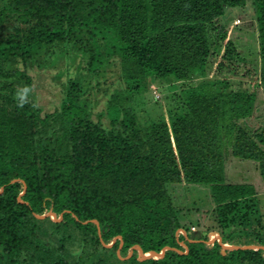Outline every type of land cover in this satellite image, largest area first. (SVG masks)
Returning a JSON list of instances; mask_svg holds the SVG:
<instances>
[{
  "label": "trees",
  "instance_id": "obj_1",
  "mask_svg": "<svg viewBox=\"0 0 264 264\" xmlns=\"http://www.w3.org/2000/svg\"><path fill=\"white\" fill-rule=\"evenodd\" d=\"M227 8L254 19L259 69L229 38ZM71 54L84 66L44 112L29 70ZM92 82L107 86L98 112ZM156 85L171 90L155 100L166 114L143 120L134 101ZM261 87L264 0H0V264H264L261 248L206 243L169 192L205 186L220 241L264 246L256 185L226 176L229 160L254 164L264 190V128L245 124ZM49 211L60 219L36 217ZM118 236L120 249L102 244ZM135 245L170 249L118 256Z\"/></svg>",
  "mask_w": 264,
  "mask_h": 264
},
{
  "label": "rangeland",
  "instance_id": "obj_2",
  "mask_svg": "<svg viewBox=\"0 0 264 264\" xmlns=\"http://www.w3.org/2000/svg\"><path fill=\"white\" fill-rule=\"evenodd\" d=\"M238 8H227L226 9V20H229L227 23V29L229 32V38L232 40H237V48L242 54L248 57L253 64L259 69L260 62L258 57V41H257V29L254 24V19L247 17L244 19V16L240 15ZM252 46V50L251 47ZM251 50V52H250ZM46 64V63H45ZM39 65L34 64L29 73L33 78V88L32 92L34 94V99L38 106L41 109L46 111H52L55 106L60 102L61 96L63 94V87L66 83L69 75L77 76L78 70L77 67L84 66L82 58H71L70 57H59L55 64L48 65ZM116 70L115 67L108 69L105 72L107 77V82H112L117 84L115 81L118 79V75L114 73ZM258 72V71H257ZM208 76L206 78H214L215 72L213 68L207 70ZM259 72L257 73V79ZM236 80H239L235 78ZM100 82L104 80L103 76L99 78ZM105 83V82H104ZM100 85L99 89L95 88V82H92L90 87L93 88V94L90 93V87L85 86L88 90V98L90 99L91 110L94 112L100 111L105 105L106 96H104L103 91L106 89V84ZM110 85V84H108ZM166 87L154 86V93H147L145 97L136 98V111L140 118L143 120H148L149 118L158 119L164 113L166 114V103L162 100L159 105L155 100L161 99L162 95L167 93L169 96L170 91ZM102 88V90H100ZM97 90V91H96ZM161 97V98H160ZM154 99V100H153ZM245 124L248 125V130L254 131L257 128H264V87L258 89L257 92V103L253 115L247 120ZM226 176L228 181L231 182H252L256 185L259 195V200L261 202V212L264 216V190L260 186V178L256 166L254 164L242 163L238 160L228 161L226 167ZM169 192L173 198L175 204L184 207L186 211L185 217H183L184 224L188 227H191V230H195L197 233L202 231L209 236V244H211L212 234L219 233L212 229L215 226L213 221L212 208L213 204L210 199L209 191L205 186H188L181 185L175 187H169ZM198 209V210H196ZM185 218L187 220H185ZM198 223V224H197ZM186 233L185 230H182ZM181 231V232H182ZM199 234V233H198ZM216 238V237H214ZM247 246V245H245ZM111 247V246H110Z\"/></svg>",
  "mask_w": 264,
  "mask_h": 264
},
{
  "label": "water",
  "instance_id": "obj_3",
  "mask_svg": "<svg viewBox=\"0 0 264 264\" xmlns=\"http://www.w3.org/2000/svg\"><path fill=\"white\" fill-rule=\"evenodd\" d=\"M24 190H25V185H24ZM23 193V192H22ZM47 216H49L53 221H58L59 219H60V217H58V218H56L55 216H54V214L51 212V211H49V212H47V213H45V214H43V215H36V217L37 218H45V217H47ZM92 222H94L95 224H97V221L96 220H92ZM182 230H180V232H181ZM181 233H183V234H185V232L184 231H182ZM99 236H101L100 235V233H99ZM214 237H216V238H214ZM116 239H119L120 240V245H119V249L121 248V246H122V244H123V241H122V239H121V237H116L114 240H113V242L112 243H110V244H105L104 242H102V244L104 245V246H106V247H110V246H112V244L114 243V241L116 240ZM217 240L218 242H219V244H221L222 245V247L225 249V248H234V249H238V248H241V249H247V248H251V249H258V248H261V249H263L264 250V246H252V245H249V246H241V247H238V246H235V245H228V244H223L221 241H220V238H219V235L217 234V233H214L213 232V234H212V240H211V243H213L214 242V240ZM206 243H208L209 244V242L207 241ZM137 250V252H138V259L139 260H144V259H146L148 256H153L154 258H160L161 256H162V252L164 251V250H167V249H170V248H164L162 251H161V253L160 254H156V253H154V252H152V251H150V252H148V253H144V254H142V251H141V248L139 247V246H137V245H135V246H133L132 248H131V250L129 251V253H128V255H127V257H125V258H123V257H121L120 256V254H119V250H118V256L121 258V259H128L130 256H131V254H132V252H133V250ZM181 253V252H180Z\"/></svg>",
  "mask_w": 264,
  "mask_h": 264
},
{
  "label": "clouds",
  "instance_id": "obj_4",
  "mask_svg": "<svg viewBox=\"0 0 264 264\" xmlns=\"http://www.w3.org/2000/svg\"><path fill=\"white\" fill-rule=\"evenodd\" d=\"M30 91L31 89L28 87L17 91L15 98L18 100L19 107H23L24 104L28 102L27 97Z\"/></svg>",
  "mask_w": 264,
  "mask_h": 264
}]
</instances>
